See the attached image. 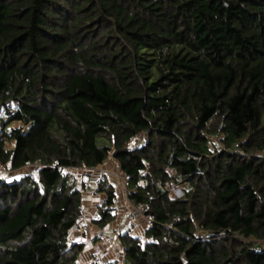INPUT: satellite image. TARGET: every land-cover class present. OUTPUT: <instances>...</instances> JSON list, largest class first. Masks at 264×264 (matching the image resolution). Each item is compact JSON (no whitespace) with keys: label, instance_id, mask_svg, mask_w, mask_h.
<instances>
[{"label":"trees","instance_id":"16d2710c","mask_svg":"<svg viewBox=\"0 0 264 264\" xmlns=\"http://www.w3.org/2000/svg\"><path fill=\"white\" fill-rule=\"evenodd\" d=\"M1 110L0 264H81L110 156L152 222L123 264H264V0H0Z\"/></svg>","mask_w":264,"mask_h":264},{"label":"crops","instance_id":"0c3cea01","mask_svg":"<svg viewBox=\"0 0 264 264\" xmlns=\"http://www.w3.org/2000/svg\"><path fill=\"white\" fill-rule=\"evenodd\" d=\"M120 169L119 162L116 158L107 160L101 166L88 170L87 175L84 176V180H89L91 184L99 182L106 171L115 172ZM81 181V180H80ZM111 182V180H109ZM112 183L115 186L117 193V200L120 203V208L115 212L116 218L113 222L109 224V228L105 229L99 227L93 222L96 218V211L99 205L105 200L106 196L104 193L96 192V184L90 186V191L83 194V206H84V220L89 225H91V231L87 235H81L78 233H70L71 242L83 243L84 250L80 256L79 263L81 264H101L97 262L98 255L101 260H109L107 264H123L121 257L123 253L115 245H109L107 239L113 237L117 242V245H120L119 236L121 233L128 232V218L131 213V202L126 194V191L123 189L121 183L116 178L112 179ZM148 220L146 218H140L137 223H135L134 230L135 235L141 238H144V232L148 228ZM103 233V235H99ZM98 236L100 241L98 243L92 244L90 242L93 237ZM88 244V246H87ZM119 258L121 260H119Z\"/></svg>","mask_w":264,"mask_h":264},{"label":"built area","instance_id":"2783aa9c","mask_svg":"<svg viewBox=\"0 0 264 264\" xmlns=\"http://www.w3.org/2000/svg\"><path fill=\"white\" fill-rule=\"evenodd\" d=\"M141 141L143 143H145L144 139H142ZM134 143H138V142H136V140L133 139L129 142V145H132ZM109 159H112V156H110ZM59 169L64 170V168L61 166L59 167ZM8 170L9 169L5 164H0V178L3 176V173L8 171ZM34 173H35V171H34V169H32L31 174H34ZM104 174L108 177V180H111V183H112L113 178H116L117 180H119L123 189L126 191V194L128 196V194H129L128 180H127V177L123 174L121 169H118L115 172L106 171ZM84 182H85L84 191L89 192L90 186H91L90 182H87L86 180H84ZM96 183H98V182H96ZM113 207H114L115 212L120 208V203L118 200L115 201ZM149 209H150V206L147 203H138V204L131 203V213H130L128 221H127L128 232L130 234L135 235L134 226H135V223H137V221L140 218H146L148 220V223H149L148 227L151 225L152 222L149 219V217L147 216V211ZM95 215L98 216V211H96ZM90 231H91V228H90L89 224L87 222H85V220H81L80 222L75 224L70 229V233H78L81 235H87L90 233ZM99 235L102 236L103 233H100ZM107 242L109 245H115L117 248H119V250L123 253V255H125V247L122 246L121 244L117 245V242L115 241V239L113 237L108 238ZM96 257H97V262H101V264H104L103 261H100L101 258L98 255H96Z\"/></svg>","mask_w":264,"mask_h":264},{"label":"rangeland","instance_id":"374dc122","mask_svg":"<svg viewBox=\"0 0 264 264\" xmlns=\"http://www.w3.org/2000/svg\"><path fill=\"white\" fill-rule=\"evenodd\" d=\"M0 115L3 118H6L8 116V114L5 112V110H1L0 111ZM18 126H20V123H18V122L11 123V127H18ZM28 129H29V127H28ZM1 132L2 131L0 130V135H1ZM88 170H91V169L78 168V169L74 170V172L76 173V175L78 176V178L80 180H83L84 176H88L87 175V171ZM24 172H26V169L25 170H22V171H19V172H12L11 170H8V171H6V172L3 173V176L2 177L3 178H6L8 181H12L13 179L18 178ZM104 178H106V180L108 179V177L106 175H103L101 179H104ZM87 182H90V181L87 179ZM95 184L96 183H93L91 185V187L94 186ZM181 191L182 190H181L180 187H176V188H173L171 192H172L173 195H179L181 193ZM116 192L118 193V190H116ZM83 194H85V191H83ZM89 226L91 227V225H89ZM108 228H109V225L105 226V229H108ZM99 241H100V238H98V236H95V237H93V239L90 242H92V244H94V243H98ZM87 246H88V244H87ZM124 256L125 255H123L121 257L122 261L124 259ZM121 259L119 258V260H121ZM103 262H104V264H107L109 262V260H105Z\"/></svg>","mask_w":264,"mask_h":264},{"label":"clouds","instance_id":"9594fccd","mask_svg":"<svg viewBox=\"0 0 264 264\" xmlns=\"http://www.w3.org/2000/svg\"><path fill=\"white\" fill-rule=\"evenodd\" d=\"M86 181H87V180H86ZM95 183H96V182H95ZM84 184H85V182H84ZM96 184H97V183H96ZM90 185H92L91 182H90ZM84 187H85V186H84ZM83 191H84V190H83Z\"/></svg>","mask_w":264,"mask_h":264}]
</instances>
